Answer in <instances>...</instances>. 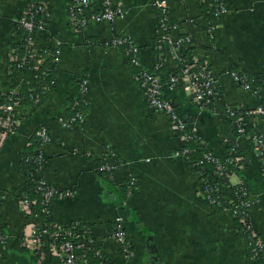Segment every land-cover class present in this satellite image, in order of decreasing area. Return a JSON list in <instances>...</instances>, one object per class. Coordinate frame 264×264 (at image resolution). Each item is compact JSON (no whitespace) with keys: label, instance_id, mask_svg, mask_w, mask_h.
<instances>
[{"label":"crops","instance_id":"obj_1","mask_svg":"<svg viewBox=\"0 0 264 264\" xmlns=\"http://www.w3.org/2000/svg\"><path fill=\"white\" fill-rule=\"evenodd\" d=\"M44 2L48 17L37 35V47L53 40L61 42L62 53L55 68V84L32 108L25 103L21 126L0 148V264H54L47 252L35 255L21 246L27 219L18 210V198L26 182L21 163L26 144L35 130L46 127L52 142L44 149L47 164L43 176L60 190H70L69 199L55 198L49 205L51 221L61 227L79 223L91 228L98 248L111 264H256L248 258L244 239L238 234L233 213L209 205L201 192L196 171L174 157L182 141L169 120L152 110L140 87V70L153 71L159 15L151 0H119L126 11L124 21L71 24L66 0H0V88L9 90L7 61L19 42L16 21L29 5ZM228 13L212 21L207 33L198 0H168L169 14L180 31L191 33L192 54L206 63L219 84V97L199 111L181 88L164 90L177 114L203 145L225 159L234 143L244 163L232 170L231 185L244 183L250 191L252 227L264 241V179L254 157L253 137L264 134L257 116L246 118V135L238 138L226 108L253 110L258 101L226 75L237 70L252 77L264 75V0H223ZM100 4L97 0L96 7ZM115 36L130 39L139 49L140 67L128 64L123 50L107 47ZM212 38V39H211ZM167 62L159 78L168 77ZM89 81L88 104L83 109L82 128L63 129L59 115H70L80 78ZM112 155L122 164L110 180L95 171L102 158ZM127 178L131 193H124ZM134 251L124 261L117 247L106 239L116 218ZM92 259L88 264H95Z\"/></svg>","mask_w":264,"mask_h":264},{"label":"built area","instance_id":"obj_2","mask_svg":"<svg viewBox=\"0 0 264 264\" xmlns=\"http://www.w3.org/2000/svg\"><path fill=\"white\" fill-rule=\"evenodd\" d=\"M68 14L71 24L75 28H84L89 23H113L124 21L126 11L121 7L119 0H100L96 7L97 0H66ZM202 3L208 2L209 13L212 21L219 20L228 13V8L223 0H199ZM199 2V3H200ZM153 8L158 12L159 19L156 29L155 41L153 44L154 64L153 71L140 70L138 79L140 87L148 106L159 114L164 115L172 125L182 141V145L174 152V157L183 159L192 169H194L201 181V192L205 201L218 207L220 201L227 203L235 220L240 225V232L245 236V245L248 258L258 264L260 253L264 252V241L258 236L250 221V210L253 205L250 191L244 183L235 185L234 189H223L218 185L210 184L207 172H204L205 165H211L213 171L211 175L217 178L230 176L232 170H241L244 163L236 154V146L230 149L229 155L225 159H220L210 151H204L197 159L192 158V149L188 143L196 144V135L184 120L177 114L173 104L164 97V90H176L181 88L195 103L199 111L205 110L213 99L219 97V84L216 77L209 70L206 63L198 62L189 48L192 45L193 37L190 33L180 31V25L173 21L169 14L168 0H151ZM48 17V10L44 2L29 5L22 12L16 21L15 38L22 46V53L19 54L14 48L13 54H9L7 71L14 82L9 90L0 88V148L4 141L15 136L21 126V114L25 109L24 97L21 88L24 84L21 70L26 66L38 72L36 82L29 88L28 105L36 108L41 98L45 96L54 82L46 79L51 77L48 69L42 67L46 62L58 66L61 58V42L53 40L46 47H37L36 39L39 33L45 29L43 18ZM207 33L212 37L214 26L212 22L207 27ZM212 39V38H211ZM105 45L123 50L124 56L129 65L139 68V49L134 43L123 36H115L108 40ZM172 63L167 79L159 78L160 72L166 67L167 62ZM226 75L238 84L244 92L258 101L257 106L251 111L238 112L232 108H226L225 113L233 121V126L238 138L246 135V118L257 116L264 125V80L260 82L256 77H252L241 71H227ZM259 82V84H257ZM89 81L82 77L77 84V91L73 98L70 115H59L57 123L66 130L82 128L84 123L83 109L88 104ZM38 142L35 155L25 156V163L31 162L36 168L33 178H36L35 192L41 201L42 211L49 216V205L57 197L69 199L73 193L70 190H60L49 184L43 176V171L47 164L44 149L52 142V136L46 127H40L31 135ZM30 138V139H31ZM254 157L258 160L261 173L264 177V134H257L253 137ZM199 148L206 149L201 144H196ZM29 143L26 144V147ZM112 155L102 158L96 166L95 171L105 175L108 179H114V174L121 167L120 161H113ZM127 194L131 193L133 181L127 178ZM234 186V185H233ZM221 194L222 200L216 195ZM36 203L29 200L25 194H21L18 199V210L27 219L22 232L21 246L34 253L43 256L45 252L59 260L58 264H88L89 254L92 253L97 264H110L98 248V241L94 231L79 223H73L67 227H61L55 223L48 225L40 221L39 217L33 213L32 206ZM121 217L116 218L114 225L106 239H110L117 247L118 254L124 261L131 262L135 256L131 242L127 233L122 227ZM6 235L0 228V240L3 241ZM264 264V262L262 263Z\"/></svg>","mask_w":264,"mask_h":264},{"label":"trees","instance_id":"obj_3","mask_svg":"<svg viewBox=\"0 0 264 264\" xmlns=\"http://www.w3.org/2000/svg\"><path fill=\"white\" fill-rule=\"evenodd\" d=\"M199 1V0H198ZM200 2V1H199ZM200 8H201V13H202V17H203V21L205 22V25L206 27H210V24L212 22V17L209 13V10H210V7L208 6V2H200ZM191 34V33H190ZM107 42V41H106ZM194 45V41H192V45L191 47L189 48V50L193 51V46ZM16 51L21 54L23 49H22V46L21 44H18V46L16 47ZM155 55V54H154ZM7 64H12L10 63L9 61H7ZM43 69H48V71L50 72L51 74V77H48L46 80L48 82H54L55 84V68H56V65L53 64V63H50L49 62H46L45 65L42 67ZM39 71L38 72H35L33 71L30 67L26 66L25 68H23L21 70V74H22V77H23V86L21 88V94L23 95L24 97V102H28V99H29V88L31 86H33L36 82V76L38 75ZM262 77V76H261ZM260 75L259 76H256V80L260 82ZM262 80H264V75L262 77ZM259 82H257V84H259ZM53 84V85H54ZM52 85V86H53ZM42 101V99H41ZM41 101L39 102V104L37 106H39L41 104ZM29 146H27L22 154V158H21V163L22 165L24 166V175H25V182H26V187H25V190L23 192V194H25L29 200H34L36 201V203L32 206V210H33V213L36 214L40 221H43L45 222L47 225L49 223H52L50 217L46 214L43 213L42 211V206L40 204V201H41V197L40 195L35 192V187H36V178H33V175H35L36 173V168L34 167V165L31 163V162H28V163H25L23 161V157H32L35 155V151H33L36 147H38V142L35 140V138H31L29 141ZM188 147H190V149H192V158L193 159H197V158H200L202 156V153L204 151H209L207 149H203V148H199L196 144H194L193 142L191 143H188L187 145ZM234 146V144H233ZM232 146V147H233ZM231 147V148H232ZM237 147V146H236ZM243 163V162H242ZM205 170L204 172H207V174L209 175V182L210 184L212 185H218L220 187H223V189H234L235 186L229 184L228 180L226 178H217V177H214L213 175H211V172L213 171V167L211 165H205L204 169ZM264 179V177H263ZM123 192L125 193L126 192V189H123ZM218 197L220 196L221 197V194H216ZM21 196V195H20ZM19 196V198H20ZM219 197V198H220ZM18 198V199H19ZM220 200H222V198H220ZM216 208H219L220 209H225V208H228V205L226 202H224V200L220 201V205ZM235 223H236V228H237V232L238 234L244 239L245 241V236L241 234L240 232V225L239 223L237 222V220H234ZM260 260L258 261V264H262L264 262V252L263 253H260ZM52 257V256H51ZM54 258V257H53ZM56 261L54 262V264H58L59 263V260L57 258H55ZM89 259H92L94 260L97 264V261L95 260V258L93 257V254L90 253L89 254ZM110 263V262H109ZM111 264V263H110Z\"/></svg>","mask_w":264,"mask_h":264}]
</instances>
